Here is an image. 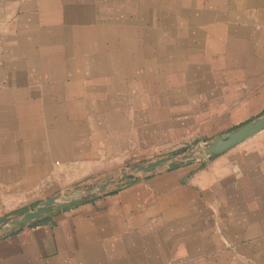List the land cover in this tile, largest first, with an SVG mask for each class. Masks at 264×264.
Returning <instances> with one entry per match:
<instances>
[{"label": "rangeland", "instance_id": "1", "mask_svg": "<svg viewBox=\"0 0 264 264\" xmlns=\"http://www.w3.org/2000/svg\"><path fill=\"white\" fill-rule=\"evenodd\" d=\"M154 1L146 6L143 0H65L53 7L58 12L57 24L67 30V36L73 34V47L68 46L62 58L57 56L61 63L55 79L64 85L54 94L43 87L46 73L26 71L28 78L41 79L27 87L31 93L25 98L39 106L18 112L12 127L9 118L1 119L9 149L3 155L8 165L0 167L3 175L8 171L7 181H0V193H8L9 206L0 211V218L51 195L115 178L135 164L183 148L191 153L201 140L264 113V86L247 84L250 72H241L246 66L242 56L208 46L203 32L213 23L209 6L202 2L199 11L185 19L183 13L163 12L169 18L162 21L161 6L156 4L171 0ZM38 24L44 29V23ZM84 27L91 30L83 32ZM202 27L196 34L204 36L203 42L191 34ZM46 58L44 54L37 61ZM2 80L0 87L5 83ZM72 81L82 84L78 95L66 91ZM35 88L38 91L33 92ZM242 141L210 158L193 154L178 162L179 166L194 163L197 168L192 175L210 176L228 164L230 173L214 182L212 193H264V165L254 167L243 160L247 157L244 148L264 146V130ZM170 168L162 163L135 179L146 180ZM135 179L82 197L93 200L114 194L110 191ZM188 189L201 191L198 182ZM82 202L57 207L43 216ZM223 218L219 215V221ZM16 227L20 226H11L0 235Z\"/></svg>", "mask_w": 264, "mask_h": 264}, {"label": "crops", "instance_id": "2", "mask_svg": "<svg viewBox=\"0 0 264 264\" xmlns=\"http://www.w3.org/2000/svg\"><path fill=\"white\" fill-rule=\"evenodd\" d=\"M154 2L143 0L146 6ZM202 2L209 6L213 21L203 32L208 46L238 53L246 65L241 72H250L247 84L264 86V0H171L156 7L161 6L162 21L168 17L163 12L183 13L185 19L193 17ZM63 3L0 0V79L5 81L0 87V167L8 165L3 155L9 149L1 119L9 118L12 127L18 112L39 106L25 98L31 93L27 87L41 79L28 78L26 71L46 73L43 87L54 94L64 85L55 79L56 70L68 46L73 47V34L67 36L57 24L53 8ZM38 22L45 24L44 29ZM203 28L191 34L197 36ZM203 35L198 40L205 41ZM44 54L47 58L37 61ZM57 56H62L59 64ZM65 88L69 95L83 89L80 81ZM244 150L248 165H264V146ZM195 168L197 164L189 163L146 180L135 179L114 194L88 198L38 223L9 229L0 235V264H264V193H212L214 182L230 173L229 165L210 176L192 175ZM0 171L4 183L8 171L6 177L3 168ZM194 182L201 187L198 193L188 189ZM8 206V193H0V211Z\"/></svg>", "mask_w": 264, "mask_h": 264}, {"label": "water", "instance_id": "3", "mask_svg": "<svg viewBox=\"0 0 264 264\" xmlns=\"http://www.w3.org/2000/svg\"><path fill=\"white\" fill-rule=\"evenodd\" d=\"M262 129H264V113L210 140H201L199 146L191 153H186L187 149L183 148L164 157H158L146 163L135 164L120 171L115 178L94 182L83 189L71 190L65 194L51 195L39 204H31L11 215H5L0 218V232L6 231L11 226H21L33 222L57 207L85 201L88 198L82 197V195L94 196L96 192L103 190L110 184L119 183L125 179H135L142 173L153 172L162 163H167V166L171 167L180 161L191 158L193 154H201L204 158H210L212 155L225 151Z\"/></svg>", "mask_w": 264, "mask_h": 264}, {"label": "trees", "instance_id": "4", "mask_svg": "<svg viewBox=\"0 0 264 264\" xmlns=\"http://www.w3.org/2000/svg\"><path fill=\"white\" fill-rule=\"evenodd\" d=\"M180 164H182V163H177V164H175L174 166H171V168L176 167V166H179ZM129 182H131V181H129ZM117 190H118V188H116V189H114V190H111L110 192L113 193V192H116ZM45 219H46V216H43V217L37 219L36 221H34L33 224H34V223H38V222H40V221H43V220H45Z\"/></svg>", "mask_w": 264, "mask_h": 264}]
</instances>
